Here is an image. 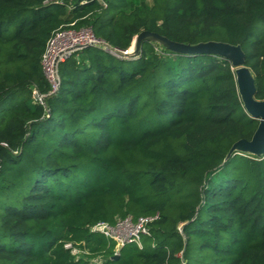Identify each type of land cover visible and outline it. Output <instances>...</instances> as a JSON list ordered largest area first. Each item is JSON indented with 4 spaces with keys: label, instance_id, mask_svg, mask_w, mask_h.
Instances as JSON below:
<instances>
[{
    "label": "trees",
    "instance_id": "16d2710c",
    "mask_svg": "<svg viewBox=\"0 0 264 264\" xmlns=\"http://www.w3.org/2000/svg\"><path fill=\"white\" fill-rule=\"evenodd\" d=\"M69 24L121 50L143 30L241 44L264 99V0H0V264H264V155L226 159L259 124L232 63L151 40L131 58L89 46L51 92L42 56ZM156 215L118 258L91 231Z\"/></svg>",
    "mask_w": 264,
    "mask_h": 264
},
{
    "label": "built area",
    "instance_id": "2783aa9c",
    "mask_svg": "<svg viewBox=\"0 0 264 264\" xmlns=\"http://www.w3.org/2000/svg\"><path fill=\"white\" fill-rule=\"evenodd\" d=\"M74 24L61 26L55 29L47 40L45 51L42 56V65L46 78L51 85V92H56L60 85L59 65L77 54L85 47L95 46L105 51H109L118 56L128 57L126 53L129 50H121L108 44L103 39L97 37L91 27L75 28ZM35 99L41 104H45V95L35 90ZM158 218L156 216H140L134 218L127 216L110 223L108 221H99L91 226V231L104 235L109 240L115 242L116 251L126 244L136 243L142 247V238L151 235V225ZM65 247L68 248L74 256L88 254V250L81 249L78 244L67 241Z\"/></svg>",
    "mask_w": 264,
    "mask_h": 264
},
{
    "label": "water",
    "instance_id": "95a60500",
    "mask_svg": "<svg viewBox=\"0 0 264 264\" xmlns=\"http://www.w3.org/2000/svg\"><path fill=\"white\" fill-rule=\"evenodd\" d=\"M145 40L157 41L170 51L183 54H215L228 59L235 68L238 92L247 113L259 120V124L251 139L242 138L230 148L226 159L232 154L241 152L255 156L264 155V99L255 97L256 82L251 69L246 65V56L241 44H232L226 41L209 40L197 43H183L169 39L157 32L143 30L137 34L132 51L126 53L128 57H137L140 54L142 43ZM115 254L113 258H118Z\"/></svg>",
    "mask_w": 264,
    "mask_h": 264
},
{
    "label": "rangeland",
    "instance_id": "374dc122",
    "mask_svg": "<svg viewBox=\"0 0 264 264\" xmlns=\"http://www.w3.org/2000/svg\"><path fill=\"white\" fill-rule=\"evenodd\" d=\"M261 28H262V26H261ZM133 47H134V45H133ZM133 47L130 49V51L133 50ZM81 249L87 250V248H82V247H81ZM115 251H116V249H115ZM91 260L95 261L97 264H104L105 257L104 256H98V257L92 258Z\"/></svg>",
    "mask_w": 264,
    "mask_h": 264
},
{
    "label": "crops",
    "instance_id": "0c3cea01",
    "mask_svg": "<svg viewBox=\"0 0 264 264\" xmlns=\"http://www.w3.org/2000/svg\"><path fill=\"white\" fill-rule=\"evenodd\" d=\"M119 254V253H118Z\"/></svg>",
    "mask_w": 264,
    "mask_h": 264
}]
</instances>
